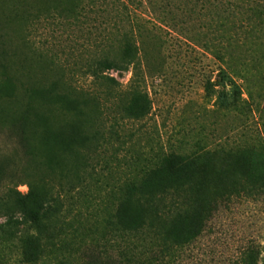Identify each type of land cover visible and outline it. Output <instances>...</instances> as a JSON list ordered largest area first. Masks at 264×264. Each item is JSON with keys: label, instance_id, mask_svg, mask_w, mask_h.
Listing matches in <instances>:
<instances>
[{"label": "rangeland", "instance_id": "obj_1", "mask_svg": "<svg viewBox=\"0 0 264 264\" xmlns=\"http://www.w3.org/2000/svg\"><path fill=\"white\" fill-rule=\"evenodd\" d=\"M124 32L139 48L146 116L128 118V96L80 112L70 105L88 85L80 75L105 51L115 57ZM104 74L129 85L131 72ZM170 156L195 159L182 183L226 160L264 170V0H0V224L19 222L0 234V264H130L157 250L152 209L124 182L146 168L159 192ZM206 188L214 210L199 228L180 210L182 229L198 233L163 264H232L251 242L264 264V196L225 200ZM57 193L64 205L79 198L61 229L45 209Z\"/></svg>", "mask_w": 264, "mask_h": 264}, {"label": "trees", "instance_id": "obj_2", "mask_svg": "<svg viewBox=\"0 0 264 264\" xmlns=\"http://www.w3.org/2000/svg\"><path fill=\"white\" fill-rule=\"evenodd\" d=\"M116 51L117 53L113 58L109 56L110 53L114 52L112 49V51H105V56L101 58L102 61L95 63L94 67H92L93 64L87 65V68L84 69L80 77L85 78L88 85H81V87L76 85L79 90L78 97L80 99H72L70 105H75V108H78L80 112L83 108L89 109V107L102 110L104 104L108 101L113 104L116 100L120 101V98L128 96L129 103L131 102L129 106L125 107L128 118L141 119L147 114V103L145 91L139 82L142 69L139 60V48L133 34L124 32L121 35ZM109 70L119 73L131 72L129 85L124 89L114 77L104 74L105 71ZM232 87V95L234 96L236 94L234 83ZM102 123L101 118H98L96 133L94 135L92 133L90 141H95L94 143L99 141V128L97 127L99 124L102 125ZM115 126H117V122L116 120H112V124L108 126L109 132ZM175 158L177 157L170 156L167 158L170 171V184L164 186L165 188L161 187L159 192L156 190V186H159L158 184H149L150 171L146 168H138L137 172L124 182L127 190L135 191L144 199L143 203L145 206L152 209V213L155 216L152 226L156 231L159 243L157 250L152 251L148 249L145 252L140 251L137 260H133L134 257H132V260H127L130 264H138L140 260L144 262L143 264H163L164 261L167 262L169 259H173L180 248L188 245L196 237L198 231L192 234L191 232H186L180 226V210L184 208L192 209L194 213L193 218L195 219L192 224L194 228H199L201 224L199 219L210 215L214 210L213 204L216 197L213 193H208L206 188L207 183H210L215 188L216 196L225 198V200H229L232 196H241L255 200L259 199L262 195L264 196V170L255 173L250 171V173L245 168L235 166L233 161L226 160L219 162L214 167H204L192 171L182 183L178 175L179 171L184 168L194 167L196 162H194L193 156L178 163L174 162ZM93 160L91 159V161ZM96 167L97 163L91 165L90 170L88 166L86 167L85 172H88L90 181H93L91 178L98 172H96ZM85 172L82 177L79 175L76 177L78 187H80L79 191L83 192L89 186L85 178ZM83 192L79 194L84 196ZM75 200L77 203L79 200L78 196L74 200H70L69 205H64L63 196L57 193L51 200V203L46 206V210L51 209V207L54 208L53 211L56 213L55 219L60 229L70 224L71 218H69V214L71 213L72 206H75L73 203ZM19 203L21 204L20 201ZM171 212L173 215H171ZM29 215L34 221H38L40 218L39 210H29ZM18 224L17 220L12 219L11 216H7V219L0 224V234L5 235L10 233L14 228H18ZM31 239L37 240L33 236H31ZM257 246L254 242H251L243 252L236 255L232 264H258L260 253ZM106 262L111 264L109 261ZM115 262L114 264H125L121 261Z\"/></svg>", "mask_w": 264, "mask_h": 264}]
</instances>
